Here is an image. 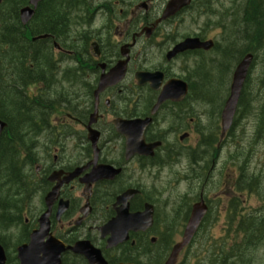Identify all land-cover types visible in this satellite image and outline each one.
<instances>
[{
  "label": "flooded vegetation",
  "instance_id": "af4514ba",
  "mask_svg": "<svg viewBox=\"0 0 264 264\" xmlns=\"http://www.w3.org/2000/svg\"><path fill=\"white\" fill-rule=\"evenodd\" d=\"M146 2L144 9L140 8L138 3L128 5L119 4L118 1L112 5H97L93 10L92 5L88 7L87 12L79 15L76 14L78 6L64 5L60 7L61 25L52 24L44 30L51 38L56 36L70 40L73 50L67 51H73L76 61H85V66L90 68L89 72L74 76L82 79L80 83H77V80V84L70 88L80 94L74 99L72 122L79 125L74 129L83 132L94 114V127L101 133L98 158L95 157L93 143L86 141L83 144L85 147L81 149H59L63 154L57 158L56 167L64 172H71L77 167L88 166L84 174L92 173L102 164L113 165L119 169V174L111 178L112 180L98 179L92 186L87 214L80 212L81 201L72 200L66 194L67 190L79 185L78 180L65 185L63 197L68 198L70 204L60 219L52 218V229L57 238L66 245H74L79 240H89L101 249L109 264H158V252L167 251L170 243L176 241L175 238L184 228L182 222L188 221L197 202L204 201L208 206L207 218H238L240 176L234 149L239 134L237 121L224 132L217 117L221 103L192 100L190 94H184L178 100L162 102L157 112L152 114L160 91L168 81L182 79L188 83L189 90L193 81L195 90H201L206 87L207 82L213 81L214 77L203 71L204 66L195 72V75L190 74L188 70L191 56L205 55L207 51H185L170 56L175 46L189 37L207 40L205 28L197 25L181 30L176 24V17L160 19L163 5L155 3L156 0L153 4L152 0ZM192 8L193 6L187 12ZM48 16L45 11L41 12L40 17L45 19ZM83 17H86V22L81 26L78 19L83 22ZM192 24L195 22L192 21ZM33 31L42 32L37 26H33ZM33 39V35H30V41H36ZM47 43L53 45L52 41L48 40ZM44 46L40 42L32 43L33 58L43 59L47 56ZM123 62L127 68L124 77L114 84L109 81L108 85L99 91L101 77L109 73L116 64ZM177 62L181 63L178 65ZM11 68L17 71L14 62L11 63ZM32 68L33 63L26 67L28 81L32 80ZM0 72L2 78V71ZM142 72L160 73V90L153 88L147 81L140 84L137 75ZM17 74L21 75L18 71ZM63 75L60 68L56 77L61 79ZM41 79L46 82L43 77ZM97 90L99 101L96 105ZM4 99L0 98V110L1 105L7 103L1 102ZM22 106L29 115V108L23 102ZM7 107L5 105V109ZM148 117H151L152 121L144 130V139L134 132L135 128H124L133 138L139 137V140L128 148V136L118 133L115 121ZM159 141L162 142L161 147H157L150 154L148 146ZM228 149H231V153ZM220 164L222 168L218 169ZM233 165H237V168L233 169ZM161 166L177 171V178H182L174 182L168 180V191L174 204L171 202L163 207L156 198L152 199L154 190L147 191L142 187L141 179L142 173L158 170ZM128 189L138 190V193H132L129 200L130 212L142 211L147 202L152 204L155 221L160 217L169 221L170 234L166 235H169L171 240L159 238L158 230L154 231V226L149 231L130 232V240L115 248H107L108 237H103L99 228L117 215L116 209L122 207L115 206L117 199ZM190 250L191 248L187 247L182 254V259L186 262ZM161 256H164V253ZM62 264L88 262L84 257L67 251L63 255Z\"/></svg>",
  "mask_w": 264,
  "mask_h": 264
},
{
  "label": "rangeland",
  "instance_id": "374dc122",
  "mask_svg": "<svg viewBox=\"0 0 264 264\" xmlns=\"http://www.w3.org/2000/svg\"><path fill=\"white\" fill-rule=\"evenodd\" d=\"M244 3V0H215L210 5H206V7L203 9V15L200 19H196V16L198 15V12H193L195 17L192 20L197 21L195 24H192V20L185 15V17H181L179 19H176V24L180 26L181 30L185 27H197L201 26L205 28L206 36L207 37H214L216 40L218 39L221 41L223 37L227 35V33L233 30L230 28L229 22L236 23L232 20L231 17H229V12L231 8H234L235 10H239ZM216 22V24H215ZM223 24L225 28L223 27ZM245 35V34H244ZM245 46V43H244ZM236 47V45H235ZM260 58L250 74V84L248 87V91H251L252 95V105H251V113H250V140L247 139L249 136H244L246 138L245 143L249 144L248 142L255 140V136H257V122L260 120V114L262 111V107L264 105V87L262 80L264 78V52L260 53ZM181 62H177L179 65ZM183 70V69H180ZM225 71L220 72L221 75L224 76ZM250 95V96H251ZM0 98H2V95H0ZM250 102V103H251ZM243 141V140H242ZM222 163V162H221ZM222 168V164L218 165V169ZM250 169L252 171H256L258 174L261 175L264 182V141L260 140L259 143H256L254 152L250 153ZM167 172H162V175L158 176L157 179V185L160 186L163 177L166 176ZM247 201L243 205L241 201L238 200V202H241L240 208L238 209V213L244 211V209H247V212L250 214L254 213H264V208L262 209V205H264V190L260 193L259 191H253L249 192L246 196ZM43 199L41 194H38L32 204L29 206V215H27L28 218H32L34 216H39L40 211L43 207ZM174 202H172V205ZM27 206V205H25ZM3 215V213H0ZM261 218V217H259ZM35 221V219L33 220ZM166 221H160V227L165 223ZM223 221H216L214 224L216 225V228H214L215 234H211L210 229V235L212 236H206L202 238L203 241L210 240L213 238V236H217L219 234V228L223 224ZM17 239V235L14 237V240ZM13 240V241H14ZM202 243V241L200 242ZM263 247H260L259 249H251L248 251V256L253 255L256 262L255 264H263L264 260V254L262 251Z\"/></svg>",
  "mask_w": 264,
  "mask_h": 264
},
{
  "label": "trees",
  "instance_id": "16d2710c",
  "mask_svg": "<svg viewBox=\"0 0 264 264\" xmlns=\"http://www.w3.org/2000/svg\"><path fill=\"white\" fill-rule=\"evenodd\" d=\"M242 21L246 23V30L250 31V45L248 50L255 53L258 57L260 51L264 50V0H250L249 4H246L243 8ZM51 24V22H50ZM54 24V23H53ZM247 25L249 27H247ZM15 68L18 67L19 62L15 61ZM1 81V80H0ZM3 86V83H0ZM5 98L7 103L1 105L0 117L9 119L8 134L5 133L0 143V181H4V188L9 192L10 189L13 192L11 196L12 211L15 217L19 214L22 202L26 197V180L24 177V161L22 160V148L24 146L23 130L28 128L29 122L22 120L23 116H27L22 106V102H16V98L7 100L5 94L2 98ZM5 105L8 106L5 109ZM261 124H258V138L264 134V108L261 114ZM6 139V141L4 140ZM4 140V141H3ZM2 185L0 184V189ZM250 188L259 189L260 180L258 178L250 179ZM0 198L1 195H0ZM3 202V203H2ZM7 195H4V201L0 199V213L6 212L8 209ZM4 204V205H3ZM6 206V207H5ZM1 216V214H0ZM17 221V219H15ZM253 218L250 217V224ZM245 221L241 222V226ZM258 228L252 229L250 226V242L254 236L259 239L261 236H257ZM246 231V229H244Z\"/></svg>",
  "mask_w": 264,
  "mask_h": 264
},
{
  "label": "water",
  "instance_id": "95a60500",
  "mask_svg": "<svg viewBox=\"0 0 264 264\" xmlns=\"http://www.w3.org/2000/svg\"><path fill=\"white\" fill-rule=\"evenodd\" d=\"M32 1L34 3L37 2V0H32ZM176 4H177L176 0H172L169 3V12L173 11V8ZM199 44L200 43L197 39H188L184 43L179 45L177 51L194 47V45L198 46ZM210 44L211 42H207L206 47L209 48ZM251 61H252V55L250 54L247 55L238 66L235 81L233 84L232 95L228 101V106H227L230 115L233 114L234 109L236 108V105L238 103L241 88ZM4 127H5V123L0 120V135ZM204 212L205 210H202L201 206L199 205L196 206L195 210L193 211L192 217L187 225L186 232L182 242L176 245V247L174 248L171 254V257L169 258L166 264H175L178 253L192 239L194 232L196 231L198 225L200 224V221L203 218ZM151 223H152V213L149 209H147V211H144L142 213H136L131 215L129 213L126 214L125 212L124 214H122L121 218L111 221L107 227L109 226L111 227L109 228V230L113 229L112 231L114 233V236L119 238L116 239L117 241V240H124L126 238L127 231H129L130 229L131 230L146 229L151 225ZM48 235H49L48 222H46V217H43L42 219H40V228L35 230L31 235L30 244L28 245L25 244L18 248L21 264H59L60 253L62 250H64V247L61 243L54 240L51 236L48 237L47 241H44V239ZM116 241L113 242L116 243ZM77 251L84 253V255H86L89 258L92 264L94 263L106 264L103 261V259L100 258L101 257L100 253H98L97 256L99 258V261L98 263H96V261L93 260L94 255L88 246L82 247ZM5 262H6L5 251L2 245H0V264H5Z\"/></svg>",
  "mask_w": 264,
  "mask_h": 264
},
{
  "label": "bare ground",
  "instance_id": "6f19581e",
  "mask_svg": "<svg viewBox=\"0 0 264 264\" xmlns=\"http://www.w3.org/2000/svg\"><path fill=\"white\" fill-rule=\"evenodd\" d=\"M1 73V72H0ZM1 102H6V100L4 99V101H1Z\"/></svg>",
  "mask_w": 264,
  "mask_h": 264
}]
</instances>
